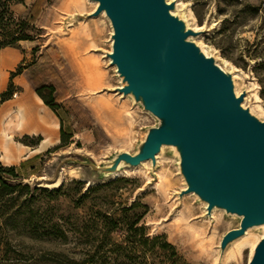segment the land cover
Segmentation results:
<instances>
[{
	"label": "rangeland",
	"instance_id": "obj_1",
	"mask_svg": "<svg viewBox=\"0 0 264 264\" xmlns=\"http://www.w3.org/2000/svg\"><path fill=\"white\" fill-rule=\"evenodd\" d=\"M148 1L182 16L177 22L180 38L190 44L202 42L214 62L237 74L238 90L248 96L245 105L253 116L264 119V0H169L167 5L166 0ZM111 4L100 0L98 4L87 0H0V10L6 8L16 19L36 28L34 40L18 43L22 58L8 72L9 78L11 71L21 70L13 80L8 108L0 113V139L5 131L12 135L14 147L39 142V134L18 126L13 110L23 98L40 118L50 117L48 126L58 124L55 146L61 143L60 127L68 136L67 144L52 146L50 152L14 165L21 183L37 187L33 205L55 207L52 218L65 225L67 239L33 241L16 230L13 243L19 250L57 259L60 264H89L82 226L98 211L119 215L122 207L140 201L148 206L142 221L148 235H165L184 260L249 264L250 246L235 251L232 257L228 254L245 230L239 217L221 210L214 219L202 216L195 195L209 199L210 193L201 188L188 162V140L181 145L164 136L163 131L174 130L175 122L148 107L140 89L121 68L122 75L115 71L120 60L117 51L115 55L107 51L110 39L116 45L124 39L110 16ZM186 24L199 29L185 28ZM111 28L114 34H110ZM43 85H52L53 90L45 88L39 95L36 90ZM42 97L52 99L53 108ZM7 112L11 119L4 122ZM18 159L19 155H13L9 162H0L11 165L8 163ZM116 179L123 180L114 183ZM184 182L195 186L194 194L183 193ZM142 210L137 206L130 213ZM75 226L82 228L76 232L72 230ZM253 231L261 236L264 227Z\"/></svg>",
	"mask_w": 264,
	"mask_h": 264
},
{
	"label": "water",
	"instance_id": "obj_2",
	"mask_svg": "<svg viewBox=\"0 0 264 264\" xmlns=\"http://www.w3.org/2000/svg\"><path fill=\"white\" fill-rule=\"evenodd\" d=\"M103 1L111 2L112 7V0ZM141 2L148 7L158 9L148 0H141ZM159 10L162 11L164 18L165 33L174 39L178 55L190 66L182 67L167 75H164L160 69L157 70L154 78L150 76V98L178 114L192 110L198 117L205 119L207 127L205 151L197 152V148L193 150L194 164L191 165L200 183H203L201 188L208 191L211 188L215 189L222 201L247 213L246 220L242 222L245 229L264 212V125L250 120L238 108L229 88L214 75L208 63L195 54L187 52L180 33L170 26L166 9L161 6ZM116 23L120 27L117 21ZM119 32L121 35V27ZM118 56L120 68L124 71L119 52ZM124 72L129 77V74ZM191 86L195 88V91L189 95V90L193 89ZM140 91L143 95L141 88ZM164 94L174 96L172 100L164 101ZM175 98L179 102L175 101ZM144 99L148 106L158 113L153 109L150 101L146 97ZM175 126L176 122L174 130L169 132L175 133ZM180 134L184 135V130L179 133V136ZM189 146L191 150L190 143ZM263 261L264 240L256 249L249 264H262Z\"/></svg>",
	"mask_w": 264,
	"mask_h": 264
},
{
	"label": "bare ground",
	"instance_id": "obj_3",
	"mask_svg": "<svg viewBox=\"0 0 264 264\" xmlns=\"http://www.w3.org/2000/svg\"><path fill=\"white\" fill-rule=\"evenodd\" d=\"M90 3L98 4L99 0H87ZM103 1V0H100ZM113 5L110 8L111 16L118 22L121 27V35L124 38V42L116 47L115 41L110 39V48L107 50L109 55H115L116 50L121 55V65L129 74L130 81L136 83L137 87L142 89L143 96L146 97L153 109L169 117L171 120L176 122V132L172 133L169 131H165V136H171L175 139L179 144L183 145L187 140L191 144V150L187 153V159L189 164H194V156L193 150L197 152L205 151L204 143L207 140L206 132L207 127L205 125V119L203 117H198L197 113L192 110L187 111L184 114H178L173 110L167 109L160 105L158 102L150 98L149 86L151 83L152 76H156L157 70H161L164 75L176 72L178 69L182 67H189L190 64L186 62L180 55H178L175 48V41L172 37L164 31V18L162 15V11L159 9L151 8L141 2V0H112ZM165 4L169 2V0L164 1ZM166 4V5H167ZM179 9L178 11H180ZM106 10L103 11V15L106 16ZM167 16L170 20V26L172 29L177 28V22H181L182 16L178 14V12L166 9ZM185 28H192L193 30H198L199 27L197 25H192L189 27L188 24L185 25ZM179 31V30H178ZM181 31V30H180ZM179 33H182L180 32ZM184 31V30H182ZM115 29L111 28L110 34H114ZM186 45V50L188 53L195 54L198 58L205 60L211 71L214 75L221 80L227 87L229 88L231 95L233 96L235 102L238 105V108L252 121L260 123L264 125V119L257 118L253 116L252 109L248 108L245 103L247 101L248 96L245 97V92L238 90L237 87V74L232 73L230 70H225L223 66L217 64L211 59V53L206 49L204 44L200 41H197L195 44H189V42L182 40ZM101 49V48H97ZM102 54L104 55V51L102 50ZM111 58H109L110 60ZM111 62V61H110ZM115 71L118 75H122L120 64L114 66ZM8 73L1 69L0 71V88H2L6 82ZM95 82V81H94ZM98 85L99 84H95ZM193 87V86H191ZM121 88V86H119ZM195 88L189 90V95L193 94ZM174 95H163L164 101L172 100ZM257 98V96H255ZM177 98V97H176ZM174 99L177 101V99ZM245 101V102H244ZM179 102V101H177ZM198 103V102H195ZM149 107V106H148ZM29 106L26 104H21L17 109L13 110L18 117V126L22 130H26L27 125H45L48 123V119L41 117L39 118L37 115L33 118L28 116L29 114ZM11 119V113L7 112L5 114L3 121H9ZM190 125V126H189ZM55 126L58 127V124L55 123ZM184 130V136L181 138L179 133ZM11 141H13L12 135L7 134L5 131L2 133V137L0 139V149L2 151V155L0 159L9 162L13 152L11 149ZM152 141V140H151ZM52 143L51 136L46 138L45 144ZM180 160L183 159V155L181 153L178 154ZM196 174V173H195ZM203 185V183L201 184ZM184 192L194 194L193 191L195 186L188 184L187 182L183 184ZM210 198L203 199L198 195L196 199L199 201L200 206L202 208V216L207 217L209 220L214 219L215 213L219 210L230 214L232 217H239L240 222H244L247 217V213L233 208L231 205L222 201L219 196L216 194V190L211 188L209 190ZM222 205L219 207L220 204ZM261 226L264 227V212L261 214L259 218H257L254 222L249 224L244 233L233 242V244L228 248L229 249V257L234 255L235 251L241 252L245 247L250 246L251 248V256L250 261L259 247V245L264 240V231L261 236L254 232L253 230H258Z\"/></svg>",
	"mask_w": 264,
	"mask_h": 264
},
{
	"label": "trees",
	"instance_id": "obj_4",
	"mask_svg": "<svg viewBox=\"0 0 264 264\" xmlns=\"http://www.w3.org/2000/svg\"><path fill=\"white\" fill-rule=\"evenodd\" d=\"M35 30L36 28L28 21L16 19L6 8L0 10V37H2L0 49L18 48L20 41L34 40ZM20 73V67L10 72L7 87L0 92V104L11 98L15 88L13 78ZM45 88L53 90L52 85H43L36 92L41 95V91ZM43 101L53 108L52 99L43 98ZM60 134L61 143L54 148L67 144L68 136L65 135L62 127ZM40 140L41 137L38 141ZM39 142L29 145L34 146ZM50 151L51 149L48 150ZM18 176L14 165H2L0 162V263L60 264L57 259L19 250L18 245L13 243L12 233L16 230L33 241L43 237L67 239L65 225L52 218L55 207L50 204L45 207L34 206L33 193L37 187L31 188L28 184L21 183ZM122 180L116 179L114 183ZM41 190L46 189L41 188ZM23 195L25 197L21 199ZM137 206L143 207V210L130 213ZM120 210L119 215L115 212L108 214L98 211L87 225L82 226L87 234L84 242L88 246L86 262L89 264H196L184 260L175 245L167 241L165 235H148L146 226L142 222L148 212L146 204L137 201ZM82 227L75 226L72 230L79 232Z\"/></svg>",
	"mask_w": 264,
	"mask_h": 264
},
{
	"label": "crops",
	"instance_id": "obj_5",
	"mask_svg": "<svg viewBox=\"0 0 264 264\" xmlns=\"http://www.w3.org/2000/svg\"><path fill=\"white\" fill-rule=\"evenodd\" d=\"M18 50H19V47L18 48L17 47H4V48L0 49V71L2 69V70H4L5 72L8 73L9 70H11V68L14 66V64H16V62L21 60L22 54ZM17 76H15L13 78V80ZM7 79H9L8 75H7ZM3 87L0 88V92L2 91ZM7 101H9V100H6L2 104H0V113H3L4 111L7 110V108H8L7 107ZM22 103L26 104V106H29L27 104L25 98L21 99L18 104L21 105ZM29 108H30V106H29ZM45 110H47L46 106H45ZM46 112H48V110ZM36 115H37L36 113L32 112V110L29 109L28 116L33 118ZM44 118H46V117H44ZM46 119H50V117H47ZM52 123H53V121H52ZM57 128L58 127H56L55 124L53 126H48L47 124L40 125V126H37L35 124L27 125L26 131L30 130L31 134H36V135L39 134V136L41 137V140H40V142L38 144H36L34 146H31V147L24 145L23 148H22V147H14V146L11 145V149H12L13 155H19V157L21 159H18L17 161H14V162H11V163H8V164L15 165V164H18L19 162H21V160L22 161L29 160L31 158L39 156L40 154H42L45 151H48L52 146L54 147L55 144L59 140L57 138L58 137L57 136V132H58ZM48 136H51L52 143L45 144L46 138ZM24 147H28V149H25ZM1 155H2V151L0 149V156ZM5 164H7V163H5Z\"/></svg>",
	"mask_w": 264,
	"mask_h": 264
}]
</instances>
